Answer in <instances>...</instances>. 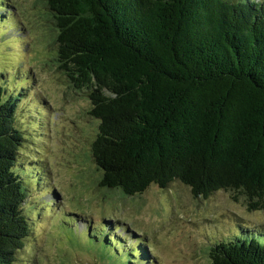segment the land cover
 Masks as SVG:
<instances>
[{
  "label": "trees",
  "instance_id": "trees-1",
  "mask_svg": "<svg viewBox=\"0 0 264 264\" xmlns=\"http://www.w3.org/2000/svg\"><path fill=\"white\" fill-rule=\"evenodd\" d=\"M42 1L59 68L99 123L102 187L132 197L179 181L195 198L224 190L264 211V0ZM5 95L0 83V264H13L32 232L30 168L19 160L21 99ZM105 230L88 229L97 258L137 260ZM230 239L215 244L213 264H264V243Z\"/></svg>",
  "mask_w": 264,
  "mask_h": 264
},
{
  "label": "rangeland",
  "instance_id": "rangeland-1",
  "mask_svg": "<svg viewBox=\"0 0 264 264\" xmlns=\"http://www.w3.org/2000/svg\"><path fill=\"white\" fill-rule=\"evenodd\" d=\"M54 23L42 0H0V83L6 97L21 99L19 160L31 169L23 176L32 232L13 264H213V247L235 229L230 241L243 235L264 243V211L250 212L235 193L195 198L177 181L130 197L100 185L92 156L99 123L59 68ZM92 228L128 240L137 260L97 258ZM97 255L104 257L102 248Z\"/></svg>",
  "mask_w": 264,
  "mask_h": 264
}]
</instances>
